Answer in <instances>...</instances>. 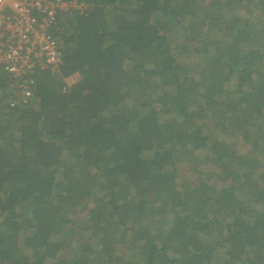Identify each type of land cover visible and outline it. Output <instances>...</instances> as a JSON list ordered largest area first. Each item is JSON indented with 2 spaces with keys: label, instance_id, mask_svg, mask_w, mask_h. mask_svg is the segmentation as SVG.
<instances>
[{
  "label": "trees",
  "instance_id": "obj_1",
  "mask_svg": "<svg viewBox=\"0 0 264 264\" xmlns=\"http://www.w3.org/2000/svg\"><path fill=\"white\" fill-rule=\"evenodd\" d=\"M84 1L0 74V264H264V0Z\"/></svg>",
  "mask_w": 264,
  "mask_h": 264
},
{
  "label": "built area",
  "instance_id": "obj_2",
  "mask_svg": "<svg viewBox=\"0 0 264 264\" xmlns=\"http://www.w3.org/2000/svg\"><path fill=\"white\" fill-rule=\"evenodd\" d=\"M84 0H0V74L10 79L16 98L10 104L27 103L33 97L34 78L39 73H57L63 55L52 28L58 13L83 14ZM65 78L64 88L80 79Z\"/></svg>",
  "mask_w": 264,
  "mask_h": 264
}]
</instances>
